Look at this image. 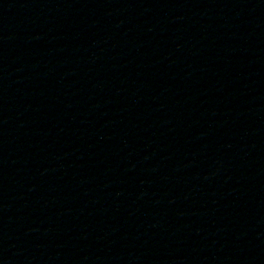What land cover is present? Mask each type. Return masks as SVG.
Listing matches in <instances>:
<instances>
[{
  "label": "water",
  "instance_id": "water-1",
  "mask_svg": "<svg viewBox=\"0 0 264 264\" xmlns=\"http://www.w3.org/2000/svg\"><path fill=\"white\" fill-rule=\"evenodd\" d=\"M0 264H264V0H0Z\"/></svg>",
  "mask_w": 264,
  "mask_h": 264
}]
</instances>
